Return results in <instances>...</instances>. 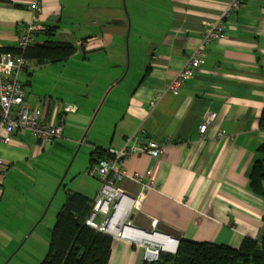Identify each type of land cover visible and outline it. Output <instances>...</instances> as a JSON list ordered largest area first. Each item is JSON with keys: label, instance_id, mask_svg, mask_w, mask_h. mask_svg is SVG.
<instances>
[{"label": "crops", "instance_id": "1", "mask_svg": "<svg viewBox=\"0 0 264 264\" xmlns=\"http://www.w3.org/2000/svg\"><path fill=\"white\" fill-rule=\"evenodd\" d=\"M234 1L0 0V49H17L34 17L44 27L34 46L51 41L76 48L61 63L28 60L21 76L26 102L47 122L58 123L64 106L77 108L64 122L69 143L94 133L89 166H70V179L62 182V204L68 192L94 201L101 188L91 175L96 151L123 149L138 136L141 143L156 140L165 151L156 159L141 154L124 161L130 177L140 174L144 185L154 183L148 191L131 179L120 184L134 200L124 222L165 238L234 250L245 239L264 238V192L256 193L250 178L254 163L264 161V0H245L240 10L231 8ZM36 4L37 16L31 9ZM220 20L224 39L207 46L194 79L178 93L167 92L202 44V23ZM204 124L205 137L200 134ZM12 138L0 144L6 166L0 171V234L9 223L5 219L27 209L22 182L35 179L44 169L46 150L56 148L27 131ZM29 211L37 215L43 209ZM155 220L159 223L152 228ZM113 238L110 264H144L147 248L155 246Z\"/></svg>", "mask_w": 264, "mask_h": 264}, {"label": "built area", "instance_id": "2", "mask_svg": "<svg viewBox=\"0 0 264 264\" xmlns=\"http://www.w3.org/2000/svg\"><path fill=\"white\" fill-rule=\"evenodd\" d=\"M245 6V0H235L231 8L240 10ZM31 9L36 16L40 12L37 4L32 6ZM217 22L214 24L215 22L209 21V27L205 29L203 34L202 44L190 55L184 68L170 82L169 92L178 93L188 81L194 79L198 69L201 68L206 59L207 46L214 41L224 39V22L222 20ZM43 30L44 27L39 23V18L34 17L32 22L22 30L17 49L25 51L32 46L35 43L37 34ZM28 67L29 61L24 55L11 52L0 54V144L12 143V137L19 131H27L34 138L44 143L61 140L64 138L66 115L77 111L74 106H64L60 121L54 124L46 121L41 110L31 108L26 102L27 90L21 78ZM207 133L208 127L204 124L200 128V134L205 137ZM218 136L224 137L222 132ZM164 151V147L158 142L141 143L138 136L129 138L123 149L110 150L109 157L102 159L91 171L93 177L99 178L101 188L92 203V210L86 220V225L111 236L110 228L114 224V217L120 213L125 197L122 195L125 193L120 184L126 179H131L142 184L144 190L154 187L153 182L147 185L143 184V175L136 174L130 177L123 165L124 161L134 155L141 154H148L156 159L162 156ZM5 169L6 166L0 156V171ZM127 199H131V202L134 203L132 198L128 197ZM127 209L124 211L125 213L123 212L125 221L129 216ZM157 249L147 248L146 261L154 262L159 259V250Z\"/></svg>", "mask_w": 264, "mask_h": 264}, {"label": "trees", "instance_id": "3", "mask_svg": "<svg viewBox=\"0 0 264 264\" xmlns=\"http://www.w3.org/2000/svg\"><path fill=\"white\" fill-rule=\"evenodd\" d=\"M7 52L24 55L27 60H36L44 65L68 60L76 53V48L71 43L48 41L43 46L32 45L25 51L0 49V54ZM262 125L264 127V116ZM96 155L97 158H106L100 151ZM263 164V160H257L250 177L251 187L261 194L264 192ZM92 203L82 194L67 193L56 217L47 255L41 264H110L114 238L86 225ZM144 264H264V238L261 241L245 239L239 250L181 240L177 254L162 253L157 261H145Z\"/></svg>", "mask_w": 264, "mask_h": 264}, {"label": "rangeland", "instance_id": "4", "mask_svg": "<svg viewBox=\"0 0 264 264\" xmlns=\"http://www.w3.org/2000/svg\"><path fill=\"white\" fill-rule=\"evenodd\" d=\"M169 91L168 85L167 92ZM154 105L155 102L152 103V106ZM93 135L94 133H91L85 140L84 134L77 141L73 140L70 143L68 140L71 139L66 135L64 139L53 142L56 148L46 150L44 169L38 171L36 178L34 177L35 179H24L21 187L24 192L21 193L28 201V204L23 206L27 209L13 214L11 219H5L9 223L7 226H3V234H0V254L5 255L4 260L0 259V264H41L43 262L49 249L50 236L56 223L57 214L63 206L62 200L65 194V185L61 186L64 182L63 179L65 180L67 174L69 175L72 172L70 166L73 165V170L75 167L82 166V162H86L87 167L89 166L92 150L89 149L88 142ZM82 141L84 143L80 145ZM166 142L169 143L168 140ZM58 144L59 146H57ZM103 155L107 158L110 153L107 151ZM97 159L96 164L104 158L101 156ZM95 165L91 168L93 169ZM62 167L63 171H60ZM60 173L63 174L60 181L55 182L57 175ZM31 175L33 176V174ZM69 179L67 177L66 182ZM35 180L36 182H34ZM34 183H37V185H34ZM33 206L38 211L43 209V212L35 215L36 212L29 211ZM111 236L115 237L113 234ZM146 245H150V243H146ZM151 249L159 250L161 246L160 248L156 246V248ZM171 252V250H165L163 247L159 250V256L162 253L175 255Z\"/></svg>", "mask_w": 264, "mask_h": 264}, {"label": "bare ground", "instance_id": "5", "mask_svg": "<svg viewBox=\"0 0 264 264\" xmlns=\"http://www.w3.org/2000/svg\"><path fill=\"white\" fill-rule=\"evenodd\" d=\"M211 22H215L214 24L218 23L217 21H211ZM209 21H204L202 24L203 28H207L209 27ZM147 189V188H146ZM152 189V188H150ZM150 189H147L150 190ZM124 197V200L122 202L121 208H120V213L116 216V218L114 219V224H112V227L110 228V233H112L114 236L118 237V236H126L128 239L130 238H135L136 241H139L140 244H146V243H150L152 245H155L154 247H156V245H159L161 247H164L165 250L168 251H174L175 246H176V242H170L168 241V238L162 237V236H147L146 234H140L137 235L138 231H130L129 229L126 230L127 227V222H123V212L125 211L124 207L128 204L130 208V210H128V214H130L132 208L134 207V203L131 202V199H127L128 196L126 194H122ZM127 203V204H126ZM125 213V212H124ZM153 226L156 227L158 225V220L153 221ZM114 225V226H113ZM120 225V226H119ZM152 234H159L158 232L154 231L152 232Z\"/></svg>", "mask_w": 264, "mask_h": 264}, {"label": "water", "instance_id": "6", "mask_svg": "<svg viewBox=\"0 0 264 264\" xmlns=\"http://www.w3.org/2000/svg\"><path fill=\"white\" fill-rule=\"evenodd\" d=\"M63 181H64V179H63ZM130 220H132V217L130 218ZM128 229H129L130 231L135 230V231H140V232H142V230H140V229H138V228L132 226L131 223H127L126 230H128ZM142 233L146 234L147 236L149 235V236H157V237L162 236V237H163V235H161V234L155 235V234L148 233V232L146 233V232H144V231H143ZM121 237H122V238H125L126 236L122 235ZM167 238H168V240H170V242H173V241L176 242V246H175L174 252H171V253L176 254L177 251H178V249H179L180 240L172 239L170 236L167 237ZM170 238H171V239H170ZM156 246L160 248L159 245H156ZM159 250H161V249H159Z\"/></svg>", "mask_w": 264, "mask_h": 264}]
</instances>
